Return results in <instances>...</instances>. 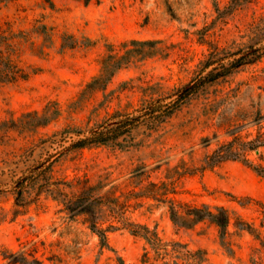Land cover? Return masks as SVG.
I'll list each match as a JSON object with an SVG mask.
<instances>
[{
	"label": "rangeland",
	"instance_id": "rangeland-1",
	"mask_svg": "<svg viewBox=\"0 0 264 264\" xmlns=\"http://www.w3.org/2000/svg\"><path fill=\"white\" fill-rule=\"evenodd\" d=\"M0 36L27 75L0 85V264H264V0H12ZM203 205L227 210L223 238L172 222Z\"/></svg>",
	"mask_w": 264,
	"mask_h": 264
},
{
	"label": "trees",
	"instance_id": "trees-1",
	"mask_svg": "<svg viewBox=\"0 0 264 264\" xmlns=\"http://www.w3.org/2000/svg\"><path fill=\"white\" fill-rule=\"evenodd\" d=\"M12 0H0V3L9 2ZM5 36H0V44L10 46L8 42H6ZM132 43L138 44L141 42L133 41ZM143 45H153L154 42H143ZM125 61V57H118L117 55H110L106 57L102 64V73L99 77L95 78L90 84L87 85L88 90H99L103 86V84L110 80V78L114 75V73L119 70ZM27 75L23 74V70L20 69L18 64L11 58V55L4 53L3 50L0 49V85L12 84L17 82L19 79H26ZM180 106L179 100H177L173 107L170 110L162 111L161 106H157L158 115L157 118L164 119V117L171 116ZM58 112H53L51 115L48 113V110H44L43 114L39 113H31L28 114L30 118L32 117L31 125L35 127L46 126L53 119H55V115ZM134 124L130 121L120 122L117 126L112 128H108L106 131H101L99 133L94 134L93 136L85 139L79 140L76 145L78 148L84 147L89 144H106L109 141L116 140L126 133H130V131L134 128ZM252 144V143H250ZM249 144V145H250ZM230 146V145H229ZM257 149V148H255ZM215 159V163H220L230 159H238L239 156L237 153L233 152L229 147L227 151H222L221 149L216 151L213 155ZM260 175L264 176V171L257 170ZM171 220L178 227H186L191 228L192 226L203 222L209 221L213 225H215L220 232L221 237L223 238L226 234L227 228L230 223V218L227 210L223 207L210 208L207 205H203L201 207L195 206H187L185 212L179 213L171 208ZM137 228L143 231V236L147 240V242L151 243L156 235L153 232H150L148 228L145 226H137ZM98 235L101 238L103 244L106 243V235L103 232H98ZM36 264H40L39 261H35ZM200 264V263H199ZM252 264H258L253 261Z\"/></svg>",
	"mask_w": 264,
	"mask_h": 264
}]
</instances>
